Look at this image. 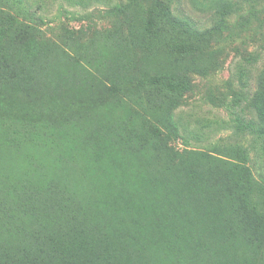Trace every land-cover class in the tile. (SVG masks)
I'll return each instance as SVG.
<instances>
[{
    "label": "rangeland",
    "instance_id": "rangeland-1",
    "mask_svg": "<svg viewBox=\"0 0 264 264\" xmlns=\"http://www.w3.org/2000/svg\"><path fill=\"white\" fill-rule=\"evenodd\" d=\"M232 1L220 26L216 10L228 12L220 0H0V140L27 146L9 160L29 165L38 134L50 130L62 162L53 175L62 177L45 185L57 192L71 183L94 208L89 223L70 225L53 220L58 212L43 211L44 221L38 208L17 214L11 245L22 261L31 262L37 235L68 226L112 235L102 229L106 209L128 203L142 228L152 226L151 211L168 220L183 215L181 205L209 210L215 229L203 255L264 264V139L242 124L259 121L264 102V0ZM169 11L189 31L161 34ZM10 16L25 26L10 28ZM13 63L26 68L22 84L8 76ZM79 155L98 166L85 172ZM50 172L41 168L45 179ZM196 182L208 187L202 197ZM171 199L177 207L163 206ZM122 223L125 242L136 241ZM170 223L145 234L179 233V221Z\"/></svg>",
    "mask_w": 264,
    "mask_h": 264
},
{
    "label": "trees",
    "instance_id": "trees-1",
    "mask_svg": "<svg viewBox=\"0 0 264 264\" xmlns=\"http://www.w3.org/2000/svg\"><path fill=\"white\" fill-rule=\"evenodd\" d=\"M215 1L203 0V3L199 2V4H203L204 6L209 4L211 6ZM243 1L248 3L249 0ZM220 3H223L227 10H236L237 4L232 0H220ZM216 11L219 13L220 26L227 23L229 10L227 13L223 12V10L219 11V9ZM16 24H19L17 26L24 25L17 17L10 16V28H14ZM161 24L162 28H159L161 34H173L177 28L181 27L189 31L188 27L173 17L171 11L167 12ZM155 30V25L152 24L151 31ZM191 33L195 34L194 31ZM64 57L66 56L64 55ZM8 69V76L12 82L19 84L24 82L26 68H19L16 63H13L12 65L8 64ZM6 70L4 69L3 72ZM153 83L156 84L157 80L153 81ZM258 119L259 121L251 118L243 119L242 124L246 126L248 131L264 139V102H262L258 110ZM48 128H50L49 125L43 127L44 130ZM48 131L50 130H46L45 134H38L34 142V145L38 146V150L31 153L29 165L26 164V161L17 165V163L9 160L11 156L15 158L16 155L18 156V153H22L21 150L27 148V146L21 148L16 145L12 147L9 143L0 140L3 144V146H0V153L3 152V155L0 156V264H204V262L209 260L211 264L226 263V260L215 263L217 258L213 260L208 252L203 255L206 250H209L212 239L211 236L207 241L208 235L206 234H208V230L214 231L215 229V217L209 210H202L199 207L191 209L190 207L193 204L181 205L180 207H185L182 211L183 215L177 217L174 214L173 218L168 219L170 222H174V226L179 221L177 226V230H180L179 233L171 236L166 232L159 239H151L145 233L152 230L155 233L160 227L168 229L167 226L171 224L168 220L162 218L161 214L164 215V211H160L161 214L157 213V210L151 211V215L155 217L151 222L152 226L146 223L147 226L142 228V222L136 220L137 218L135 219L131 204L128 203L121 205L119 210L116 208L106 209L107 217L102 218L105 219L102 229L103 231H110L112 235L108 234L109 236L106 237L96 227H91V229L72 228L71 230V227L68 226L66 229H62L57 237H55L53 231L44 234L45 237L43 238H39L42 235H37L38 237L32 236L36 240L33 247L25 255L31 258V262L26 260L22 261V256H20V252L18 251L19 246L13 248L11 245L13 232L19 228L17 214L21 215L23 212L27 214L35 208L40 210L41 216L43 211L46 214V211H50L52 214L58 212L60 218H54L53 220L59 222L64 218L68 220L69 225L72 222L79 223L81 221L85 222L86 220L89 223V219L93 216L92 210L94 208H92L90 202L87 200L86 204L84 201H80L81 196L79 195L78 187L74 189L71 183H67L68 186L66 188L59 186V191L55 192L57 187L45 185L55 181L58 182L60 177H62V175L57 173L55 176L53 175L62 162L61 159H57L58 155L55 149H52L54 145L51 144V137L46 133ZM145 145L149 146L147 143ZM244 158L245 160L250 159L247 156H244ZM79 159L82 161V168L86 169L85 172L88 169V172H90V169L98 166L97 162L92 158H81L79 155V158H76V160ZM41 168L46 171L51 170L46 175V179L41 173ZM88 172L87 177H89ZM90 178L92 177L88 179ZM103 179L104 173L101 172L98 180L103 181ZM256 184L259 189L262 188L261 182L256 181ZM211 185L215 189L214 183ZM194 188L199 189L200 192L208 189V187L204 188L203 184L199 182L193 184L192 190ZM176 199L167 200L163 206L177 207L178 202ZM200 203L199 206L202 208L210 205L206 204L204 200ZM99 205L101 206V204ZM103 211H105L104 205ZM174 211H168L165 215L167 216ZM124 217L126 218L125 227L129 228L131 226L133 228L132 233L137 239L136 241L126 243L123 232H119L123 230L120 225L123 224L122 220ZM44 220L45 217H43ZM133 222H136V224ZM141 228L145 231H142ZM37 229L39 228L35 230ZM237 238L252 241L251 238L237 236H230L229 241L234 244ZM20 241H23V238ZM227 250L230 253V250ZM230 257L229 255L228 258Z\"/></svg>",
    "mask_w": 264,
    "mask_h": 264
}]
</instances>
